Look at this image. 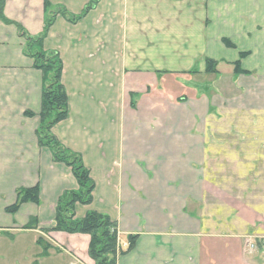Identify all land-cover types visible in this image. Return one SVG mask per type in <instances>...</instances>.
<instances>
[{"label":"crops","instance_id":"obj_1","mask_svg":"<svg viewBox=\"0 0 264 264\" xmlns=\"http://www.w3.org/2000/svg\"><path fill=\"white\" fill-rule=\"evenodd\" d=\"M0 2V264H95L89 236L46 233L78 184L40 147L44 77L19 27L38 37L56 12L44 50L62 59L68 118L52 132L95 183L76 218L117 223L118 264H264L248 249L264 239V0H97L76 23L61 10L77 17L92 0ZM176 78H212V90H159ZM37 185L39 204L6 212Z\"/></svg>","mask_w":264,"mask_h":264},{"label":"trees","instance_id":"obj_2","mask_svg":"<svg viewBox=\"0 0 264 264\" xmlns=\"http://www.w3.org/2000/svg\"><path fill=\"white\" fill-rule=\"evenodd\" d=\"M96 3L97 0H92L86 11L77 17L68 16L64 10H61L60 13L71 23H76L84 18ZM1 8L2 4L0 2ZM45 8L46 11H49L51 5L46 2ZM56 13L48 16L43 32L38 37H28L24 30L19 27L20 36L26 40L25 55L32 59L34 68L41 71L44 77L40 113L41 125L37 132L40 147L50 150L55 162L62 163L70 168L78 184V190L67 192L59 199L56 207V225L51 230L46 231V233L65 232L72 235H87L91 238L89 256L95 264H118V258L125 252L119 246L117 223L108 216L97 212H89L82 219L76 218V207L78 205L89 206L92 204L95 183L90 171L84 164L82 156L64 147L52 132L59 123L68 118V94L62 84L64 71L62 59L58 53L44 50V41L54 23ZM224 43L228 47H233L227 40H224ZM248 55L240 54V60ZM217 66V62L210 59L206 60L207 73H216ZM235 72H243L240 69V61L235 63ZM26 116L34 117V114L26 112ZM27 203H40V188L38 185L32 188L19 189L16 202L12 206L7 207L6 212L15 215L22 205ZM37 226L38 220L32 218L25 229L32 230ZM8 236L11 237L10 234ZM135 242V236L129 238L128 251L135 246ZM38 244L43 249V256H46L49 245L42 238L39 239Z\"/></svg>","mask_w":264,"mask_h":264},{"label":"rangeland","instance_id":"obj_3","mask_svg":"<svg viewBox=\"0 0 264 264\" xmlns=\"http://www.w3.org/2000/svg\"><path fill=\"white\" fill-rule=\"evenodd\" d=\"M168 80L169 81L165 82V84H163L162 87H159V90L161 89L164 93H167V95L169 94L170 96H173V97H175V96L180 97L179 95H180L181 91L179 89L178 84H182V86H186V87H189L192 89H194V87H197L201 91V93H203L205 91H211L212 90V78L211 79L209 78V80L207 78L200 79L197 83L198 86H194V85H197L196 83L187 82V80H182V79H178V78L168 79ZM20 238H22L24 240L27 239L28 241L32 239L30 237H24V236H21Z\"/></svg>","mask_w":264,"mask_h":264},{"label":"built area","instance_id":"obj_4","mask_svg":"<svg viewBox=\"0 0 264 264\" xmlns=\"http://www.w3.org/2000/svg\"><path fill=\"white\" fill-rule=\"evenodd\" d=\"M248 249L251 252H255L258 250H264V239L254 240V241L249 242Z\"/></svg>","mask_w":264,"mask_h":264}]
</instances>
